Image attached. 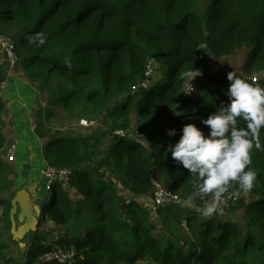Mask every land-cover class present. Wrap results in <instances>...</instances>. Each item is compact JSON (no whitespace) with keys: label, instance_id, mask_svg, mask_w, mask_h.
I'll list each match as a JSON object with an SVG mask.
<instances>
[{"label":"trees","instance_id":"1","mask_svg":"<svg viewBox=\"0 0 264 264\" xmlns=\"http://www.w3.org/2000/svg\"><path fill=\"white\" fill-rule=\"evenodd\" d=\"M0 23L14 33L29 80L46 89L71 119L108 120L102 152L100 139L94 145L59 131L44 146L49 164L73 169L72 189L56 182L48 191L44 216L28 242L29 263L59 246L76 249L74 264H264V128L249 165L257 173L256 186L244 192L232 182L225 191L239 189L251 198L232 203L231 210H243L242 221L202 218L183 205L157 209L155 217L141 203L154 195V173L164 171L168 183L188 194L198 191L195 176L166 147L151 149L130 136L134 113L155 126L152 135L159 142L179 141L189 123L208 127L201 120L228 102V74L206 72L201 95L193 98L184 96L190 78L185 73L193 67L205 71L209 57L221 60L243 47L249 48L244 70H264V0H0ZM37 33L44 35L43 45L29 43L27 37ZM151 60L154 73L144 88ZM4 64L0 80L6 77ZM4 108L0 95V148L7 145ZM238 126L245 122L238 120ZM170 129L176 135H168ZM9 164L0 159V226L9 224L10 203L3 196L11 187ZM46 215L64 236L42 246L37 232ZM183 217L191 238L174 229ZM157 220L169 237L154 232ZM11 260L0 240V264Z\"/></svg>","mask_w":264,"mask_h":264},{"label":"rangeland","instance_id":"2","mask_svg":"<svg viewBox=\"0 0 264 264\" xmlns=\"http://www.w3.org/2000/svg\"><path fill=\"white\" fill-rule=\"evenodd\" d=\"M1 25V23H0ZM0 31L6 32L13 37V32L3 30L0 26ZM249 53L248 47H243L234 55L223 57L221 60H215L209 57L210 64L205 71H200V75L196 76L188 82L190 86L195 87L192 93L193 98L201 95L202 77L208 71H224L226 74L235 71L241 77L249 79L253 75L259 74V71L244 70L246 58ZM5 58L0 50V64H4ZM5 65L6 76L9 77V84L4 90L2 97L4 99V124L2 131L7 138L6 148L16 146L17 154L14 163L9 164L11 172L10 177V191L3 194L8 198L10 206L7 205L8 222L0 226V240L7 245L9 257L13 258L8 264H41L38 261L29 263L28 245L30 237L35 233L36 222L44 216L42 206L45 204L48 190L44 187L42 193L40 189L45 186L44 166L46 167V159L44 154V146L46 143L58 136L59 131L70 138L87 137L94 145L97 144L98 139L102 144V150L106 146V137L109 134L108 120L104 115L90 118L85 117L81 119H71L67 114V110L59 102H55L50 93L40 87L39 83L34 80L30 81L27 72L21 64L14 71H10L7 64ZM57 79H53L54 84ZM51 116H48V114ZM86 119V125L80 124V120ZM141 124L145 125V129H141ZM205 134L209 132V128L205 126L200 127ZM137 129L139 132H137ZM155 126L146 122L142 116L137 113L131 115L130 136L135 139H140L148 146H162L169 148L178 141L174 142H159L152 135ZM139 133V134H138ZM12 154V153H11ZM5 161L4 157H1ZM155 181L162 183L167 189L174 192L178 191L174 184H170L164 177V171H156L154 173ZM72 189L71 186L67 187ZM184 207L189 209L200 210L212 199L211 195L200 193L196 191L192 194L183 192ZM147 199H152V196H145ZM247 199H251L247 197ZM46 205V204H45ZM151 209V208H150ZM153 215L157 217L158 212L152 209ZM243 210L230 212L224 219H232L242 221ZM47 216V221L38 230V241L44 245L56 244L57 238L64 236V229L56 225L50 216ZM221 218V217H220ZM158 228L154 232H160L165 237L170 234L160 228L161 221L158 222ZM177 234H181L183 238H191L192 233L184 229L180 224L174 228ZM26 237L25 240L22 238ZM44 237V238H43Z\"/></svg>","mask_w":264,"mask_h":264},{"label":"clouds","instance_id":"3","mask_svg":"<svg viewBox=\"0 0 264 264\" xmlns=\"http://www.w3.org/2000/svg\"><path fill=\"white\" fill-rule=\"evenodd\" d=\"M27 39L37 46L45 43L42 33L30 35ZM204 47L201 44L199 49ZM200 74L193 67L185 76L192 81ZM227 79L231 82L226 92L228 102L207 119L201 120L208 126L209 132L205 134L195 123L186 124L179 141L168 148L172 158L195 176L198 191L211 194L212 199L203 209L208 216L215 212L232 182L248 192L258 181L257 173L249 165L253 147H260L259 132L264 128V85L252 83L235 71L229 72ZM238 120H243L245 126H238ZM176 133V129H170L168 135Z\"/></svg>","mask_w":264,"mask_h":264},{"label":"built area","instance_id":"4","mask_svg":"<svg viewBox=\"0 0 264 264\" xmlns=\"http://www.w3.org/2000/svg\"><path fill=\"white\" fill-rule=\"evenodd\" d=\"M0 50L4 54L7 65L10 68V71H14L19 64V56L16 52V44L14 42L13 37L5 32L0 31ZM154 61L151 60L147 64L146 71V79L142 83V87L148 88L150 84V78L154 73ZM251 79V77H249ZM264 80V70L259 71V74L252 76V81L254 83ZM9 84V77L6 76L0 80V95L4 93V90L7 88ZM191 91V92H190ZM195 91L194 86H190L189 83L186 84L184 90V96L191 97L192 93ZM85 121L82 119L81 124L86 125ZM117 134L124 135V131L118 130ZM12 153V154H11ZM16 146L6 148H0V159L4 157L5 161L8 163H14L16 160ZM46 167L44 166V179L45 187L48 191L52 189V186L59 182L63 187H69L71 185L73 169L70 167H57L46 162ZM155 184L154 195L152 199H141V203L143 207L146 209H160L166 208L173 205H184V199L182 197V192H174L172 190L167 189L162 183H159L153 180ZM246 195L239 189H232L228 192H225L222 195L220 202L217 205L215 212L208 216L205 215L203 209L196 210L200 217H225L228 215L229 210L232 206V203L239 200ZM181 225L185 230L190 231V226L188 223V219L186 217L182 218ZM41 264H74L77 260V251L72 247H54L49 251L44 252L40 256Z\"/></svg>","mask_w":264,"mask_h":264}]
</instances>
